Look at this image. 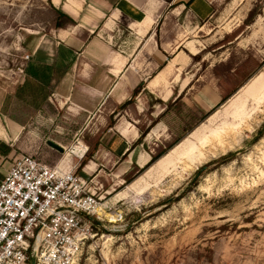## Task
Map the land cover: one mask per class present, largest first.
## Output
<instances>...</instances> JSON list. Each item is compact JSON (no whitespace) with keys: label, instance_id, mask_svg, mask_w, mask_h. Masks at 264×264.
I'll use <instances>...</instances> for the list:
<instances>
[{"label":"rangeland","instance_id":"374dc122","mask_svg":"<svg viewBox=\"0 0 264 264\" xmlns=\"http://www.w3.org/2000/svg\"><path fill=\"white\" fill-rule=\"evenodd\" d=\"M210 7L203 22L184 16L167 28L174 40L186 38L182 45L166 48L169 54L187 57L180 71L181 77L190 78L185 105L167 112L160 106L151 110L146 98L137 97L122 116L109 117L115 125L116 120L137 124L145 141L136 154L145 149L151 156L179 136L188 122L187 108L214 111L190 132L205 125L197 139L186 134L168 151L173 164L167 171L155 169V162L126 183L139 167L121 176L110 157L94 154L92 136L103 128L88 126L90 116L79 117L55 88L48 94L55 80L46 66L53 65L56 50L59 67L70 58L66 49L56 47L58 11L50 0H0V179L21 155L50 165L62 160L64 153L51 149L48 141L67 153L79 143L90 157H73L77 174L92 183L106 214H122L113 222L103 216L90 224L91 238L75 264H264V104L240 106L245 84L264 71V0H213ZM250 12L255 15L247 25ZM189 43L198 54L191 53ZM177 65L181 67L180 62ZM169 69L167 81L175 87L176 69L165 71ZM44 100L55 114L50 115ZM239 108L241 116L234 119L232 113ZM190 114L192 124L196 115ZM115 125L111 129L117 134ZM226 126L235 128L227 148L203 157L209 153L207 137ZM188 138L190 145L183 143ZM7 147L10 153H5ZM200 158L206 159L195 170L179 172V162L193 164ZM126 160L122 156L119 161ZM90 162L92 171L85 169ZM202 166L200 176L193 179Z\"/></svg>","mask_w":264,"mask_h":264},{"label":"crops","instance_id":"0c3cea01","mask_svg":"<svg viewBox=\"0 0 264 264\" xmlns=\"http://www.w3.org/2000/svg\"><path fill=\"white\" fill-rule=\"evenodd\" d=\"M212 1L50 0L55 11L60 10L73 21L72 25L56 29V47L66 49L70 58L62 65L67 67V71L56 85L54 93L70 102L79 117L89 115L88 126L103 128L92 136L95 141H99L94 154L110 157L121 176L134 166L144 167L153 155L150 156L151 152L145 149L136 154L139 148H143L145 141L143 137L137 144L143 133L135 127L137 124L116 120V125L113 123L110 127L112 120L109 116L112 113L120 117L123 111L126 113L127 105H123L131 99L138 86L143 88L134 99L146 98L151 110L160 106L165 108L164 112L170 111L166 110L170 102L165 103L171 97V104L180 97L185 105L184 95L190 86V78L181 77L180 71L186 65L187 57L183 53L169 54L166 48H176L186 38L174 40L168 36L170 32L167 28L171 22L184 16L194 23L203 22L212 12ZM187 47L192 54H198L190 43ZM57 55L58 50L54 60H51V66H59L60 58ZM166 55L174 60L170 62L171 59ZM177 62H180L181 67ZM169 67L176 69L172 75L175 87L167 81L172 73L170 69L165 71ZM201 98L200 101L204 103L205 99L203 101ZM93 103H97L94 108L90 105ZM111 104L114 108L112 111ZM160 115L155 119L156 124ZM114 125L119 127L117 134L111 129ZM81 149L84 150L83 146ZM69 154L61 161L66 166L73 164V157L79 153L72 150ZM122 156H127L129 160L119 161ZM132 157L134 162L131 161ZM92 165L90 162L85 169L92 171Z\"/></svg>","mask_w":264,"mask_h":264},{"label":"built area","instance_id":"2783aa9c","mask_svg":"<svg viewBox=\"0 0 264 264\" xmlns=\"http://www.w3.org/2000/svg\"><path fill=\"white\" fill-rule=\"evenodd\" d=\"M77 148L79 160L85 148ZM65 153V149H64ZM46 164L33 155L13 160L0 181V264H75L102 221L101 198L77 166ZM114 217L121 219V213Z\"/></svg>","mask_w":264,"mask_h":264},{"label":"bare ground","instance_id":"6f19581e","mask_svg":"<svg viewBox=\"0 0 264 264\" xmlns=\"http://www.w3.org/2000/svg\"><path fill=\"white\" fill-rule=\"evenodd\" d=\"M241 97L243 98V101H241L240 106H242V105L244 106V104H246L247 102H253L257 106H260V105L264 104V71H263V73H259L258 75H256L251 81H249L247 84H245V86H244V88L242 89V92H241ZM240 108L233 111L232 117L234 119L240 118L241 113H242ZM207 123H205V124H207ZM204 127H205V125H203L201 127L202 130L204 129ZM201 128L196 130L190 136H193V138L197 139L198 138L197 136H198L199 131L201 130ZM234 129L235 128L233 126H226V127H223L221 132H217V133H213L212 132L207 137V141H208V144H209L207 149H209V151H208L209 153L206 152L203 155V157L204 156L214 157L217 154V152H220V151H223L224 149H226L227 145H229L228 144L229 142L227 140L234 134V131H235ZM190 136H189V138H190ZM189 138H188V140L183 141V143H185L187 145L192 144L190 142V140H192V139H189ZM198 140H200V139H198ZM201 148L202 147H200V149L198 148L199 152L203 151V149H201ZM73 150L77 151L78 149L74 147ZM69 153L66 154V150H65L64 158L69 157V155H70ZM205 159L206 158L197 159L195 161V163H193V164H191V162L190 163H187V162L180 163L179 162L178 163L179 172L182 173V172H187V171H193V170H195L196 166H199L200 163L203 162ZM172 164H173L172 156L168 153L164 157H162L155 164V166H156L155 169L159 170L160 172H165V171H167V169L170 166H172ZM70 165L71 164H69L67 166H70ZM100 214L102 216H105L106 218H108L111 222H113L114 219H115V217L113 215L106 214L105 212L101 211Z\"/></svg>","mask_w":264,"mask_h":264},{"label":"trees","instance_id":"16d2710c","mask_svg":"<svg viewBox=\"0 0 264 264\" xmlns=\"http://www.w3.org/2000/svg\"><path fill=\"white\" fill-rule=\"evenodd\" d=\"M58 17L56 19L55 22V28L56 29H60L65 27L66 25H72L73 21L66 16L63 12H61L60 10H58ZM254 13L250 12L248 15V19L246 21V24L249 25L252 23L253 18H254ZM46 68L50 69L51 73H52V77L54 78V85L51 86V89L49 91V95L53 93L54 88L56 87V85L59 83V81L61 80V78L63 77V75L66 73L67 71V67H57V66H46ZM57 74V75H55ZM142 86H138L132 93L131 99L125 103L123 106L127 105L129 102L133 101L134 98L136 97V95L140 92V90L142 89ZM228 98L222 99L220 104H223ZM45 106L48 107V112L50 113V115L55 114L53 108L49 105V103L47 102V100H44ZM182 104L181 102V98H177L172 104H168L166 110H171L172 108H174L175 106ZM182 106H184V104H182ZM189 113H188V122H186L183 126L182 132L179 134V136L177 137V139H175V141L170 144L168 147H166L165 149H163L160 153H158L157 155H153L151 156L150 161L142 168H139V170H137L136 174L127 178L125 180L126 183H131L133 182L137 177H139L141 174H143L146 170H148L155 162H157L161 157H163L165 154L168 153V151H170L173 147H175L185 136L186 134H190V132H192L193 128L196 126V124L202 122L204 119H206L210 114H212V112L214 111V109H212L211 111L207 112V113H202L200 110H191V108H187ZM191 111H193V114L196 115L195 117V121L191 124ZM112 122L110 123V127H111ZM145 133V132H144ZM144 133L141 134L140 139L138 140L137 144L141 142V140L143 139ZM261 133V131H260ZM96 145L98 147L99 145V141L96 140ZM96 147V148H97ZM95 151V149L93 150ZM92 151V153H93ZM11 149L9 147L6 148L5 153H10ZM58 153V152H57ZM91 155V154H90ZM90 156H84V159L87 160ZM206 166V165H205ZM205 166L200 167L194 174L193 179H195L197 176H200V174L202 173V171L204 170ZM136 167V166H134ZM3 176L1 177L0 181L3 179ZM170 200H167L166 203H169Z\"/></svg>","mask_w":264,"mask_h":264},{"label":"water","instance_id":"95a60500","mask_svg":"<svg viewBox=\"0 0 264 264\" xmlns=\"http://www.w3.org/2000/svg\"><path fill=\"white\" fill-rule=\"evenodd\" d=\"M47 145H48L51 149L55 150L56 152H58V153H60V154H63V153H64V148H63L62 146L56 144V143L53 142V141H48V142H47Z\"/></svg>","mask_w":264,"mask_h":264}]
</instances>
